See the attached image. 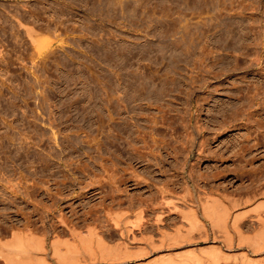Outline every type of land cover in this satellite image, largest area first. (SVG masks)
Segmentation results:
<instances>
[{
  "label": "rangeland",
  "instance_id": "374dc122",
  "mask_svg": "<svg viewBox=\"0 0 264 264\" xmlns=\"http://www.w3.org/2000/svg\"><path fill=\"white\" fill-rule=\"evenodd\" d=\"M96 1L0 0V229L33 222L40 230L32 236L44 243L31 255L49 264L57 263L53 237L77 244V235L66 230L40 233L60 231V216L69 226L84 219L96 227L104 223L99 236L112 245L125 238L102 209L114 200L115 206L118 196L126 206L129 200L151 203L156 185L176 181L178 197L185 186L238 193L264 183V0H232V8L227 1L226 10L217 0L213 6L210 0H124L126 7ZM20 14L45 46L39 53L38 45L20 39L29 40L15 25ZM209 16L210 26H202ZM184 19L200 30L191 37L189 27L180 43ZM256 41L260 54L252 47ZM191 143H202L200 154ZM122 169L135 174L125 185L115 182ZM249 208L243 221L254 227ZM198 209L197 219L207 222ZM143 220L149 225L153 215L146 211ZM250 230L245 234H254ZM10 236L0 235V246ZM134 236H151L157 244L162 238ZM189 236L190 248L209 246L213 237ZM139 239L130 249L143 245Z\"/></svg>",
  "mask_w": 264,
  "mask_h": 264
},
{
  "label": "bare ground",
  "instance_id": "6f19581e",
  "mask_svg": "<svg viewBox=\"0 0 264 264\" xmlns=\"http://www.w3.org/2000/svg\"><path fill=\"white\" fill-rule=\"evenodd\" d=\"M110 1H112V0H110ZM129 1H131V0H129ZM213 1H211L210 3L208 1L207 2L211 6H213V4H215L219 1L218 5H220V2H221L222 7L225 9L226 8L225 2L227 4V1H228L229 6L231 8L233 7L232 0H223V1L217 0V1H215V3ZM242 1H240V4L242 3ZM99 2L100 1L98 0V2L96 1L95 3H97V5H98ZM104 2H102V3H104ZM107 2L104 3V5L107 4ZM121 2H124V0H118V2L116 0L115 1L113 0V4L112 5L110 3L109 4L112 7L114 5L125 6V5H122L124 3H126V5H127V0L124 3H121ZM203 2H204V0H203ZM102 3H100V4H102ZM182 3H184V2H182ZM197 4L198 3H196V5ZM242 4L244 7L241 6ZM242 4L239 5V7L241 6L240 8L241 9L243 8L242 10L246 9L245 7H246V5L248 6V4H246V5H244V3H242ZM185 5H188L187 2L185 3ZM199 5H200V3H199ZM251 5L252 4H250V7L255 9V7H253L254 5L253 6H251ZM191 6H193V5H191ZM191 6H190V8H191ZM100 7L102 8V6H100ZM235 7H237V5ZM124 8H122V9H124ZM203 8L208 9V4L205 3ZM102 9H104V7ZM102 9H99V10L101 11ZM193 9H195V8L193 7ZM216 9H218V7ZM116 10H121V9H120V7H118ZM184 10L186 12V9H184ZM253 10H251V11H253ZM122 12H124V11H122ZM219 13H221V12L219 11ZM183 14L186 15V13H184V12H183ZM190 14H191V12H190ZM238 14H240V13H238ZM227 15H229V14H227ZM253 15L254 14H252V16ZM19 16H21V14L18 15L17 17L14 16V18H13V19H15V25L22 29L23 34H25L27 36L26 39H29V40H25L24 37L20 38L21 35L17 36L18 39L19 38L21 40L24 39V41H29L31 43H35L36 45H38V47H37L36 45L34 46V44H31V45H33L32 48L35 47L34 49H36V47H37V50H36L37 52H35V53H39V51L44 49L45 46L41 48V46H43V45L40 46V44H38V42H37V40H38L37 36L38 35L34 31L35 29H33L32 26H29L30 23H29V25L28 24L26 25V23L25 24L22 23L21 20H19L21 17L18 18ZM210 17L211 16H209V18L207 19V22H205V23H204V21L202 22V26H210V24H209L211 21ZM249 17H250V12H249ZM179 18H181V17H179ZM179 18H178V21H180ZM189 20L190 19H186V20L184 19L183 22L177 23V25L179 23L182 25V27H180L181 28L180 30H182V34L180 33V40H178L179 42L185 41L184 35H186L185 33L189 32L187 30H189L190 29L189 27L192 26L190 24ZM252 21L254 22L253 19H252ZM171 22L173 23L174 21H171ZM182 23H184V24H182ZM180 24L178 26H180ZM240 24H241V22H240ZM31 25H33V24H31ZM252 25H253V23H252ZM18 27H16V29ZM249 27L251 29V26H248V28ZM13 28H14V26H13ZM19 28H18V30H19ZM254 28H252V29H254ZM195 29H197V30H195ZM190 30L192 31V29H190ZM199 30H200V28L198 29V25H196V23H195V25L193 27V35L191 34L192 36L191 35L190 36L193 37L195 33L196 34L199 33ZM172 31L173 32H171L170 34L174 35L175 30H172ZM251 31L254 32V30H251ZM15 33L16 32H14L13 35ZM17 33H19V32H17ZM35 33H36V35H35ZM21 34H22V32H21ZM196 34H195V36H196ZM249 34H251V32ZM25 35H22V36H25ZM244 36L247 37V33ZM186 37H188V36H186ZM42 38H44V37H42ZM44 39H42V40L44 41ZM190 40L189 41L191 43L193 41H195L194 38H192V39L190 38ZM252 41H254V40H252ZM39 43H42V42H39ZM252 44H253L252 47L253 48L255 47V49H257L256 45L259 46L260 50L258 49V53L260 54L263 50L262 42L261 43L257 42V43H252ZM187 45H188V43H187ZM192 46H194V45H192ZM39 48L41 50H39ZM185 48H187V46ZM188 49H189V46H188ZM2 53L3 52H1V54ZM256 86H258V85H256ZM109 99H110V97H109ZM248 105H249V103H248ZM116 114H118V113H116ZM109 118L111 119L112 117L109 116ZM105 121H107V120H105ZM149 123H150V121H149ZM100 124H102V123H100ZM142 141H144V140H142ZM189 142H190V140H189ZM21 145H23V144H21ZM142 145H144V143ZM243 146H245V145H243ZM201 147H202V143L197 144V146L196 145L193 146V144L191 143L189 146L190 150L191 149L195 150V152L199 153V154H200ZM20 148H22V147H20ZM133 149H135V148H133ZM250 149L251 148H249V149L245 148V149H243V151L250 152L251 151ZM182 150H183V148H182ZM137 155H141V154H137ZM137 155H136V157H137ZM141 157H142V155L139 158H141ZM252 157L254 158V156H252ZM137 159L134 161H137ZM141 160H142V158H141ZM110 162L112 163V161H110ZM130 162H131V160H130ZM103 166H101V167H103ZM43 167H44V165H43ZM126 170L127 169H125V171H124V169H122V174L119 173L120 174L119 177L118 178L116 177L117 179L115 182H118L119 185L120 184L125 185L126 182L128 180H131L132 176L135 175V174L132 175V172L131 173L129 172L127 174ZM128 171H129V169H128ZM64 174H62V175H64ZM125 174H127V176H128L127 178L125 177ZM138 176H140V175H138ZM66 178H68V177H66ZM111 178H113V177H111ZM139 181H142V183H143V181H145V179L142 178V180H139ZM139 181L137 183H135L136 186L139 184ZM172 184L174 186H171V187L170 186L168 187L166 185L165 186L164 185H160V186L156 185L155 190H154L155 194L151 193L152 195L150 196V199L152 201L151 203L147 204V203L140 200L138 204L135 203L138 206H136V208H134L135 204H133L132 201L128 199L129 200V201L127 200L128 204L126 206H123L124 203L121 201L120 197L118 196V199H117V202L115 203V206L113 203L115 200L114 201L110 200L112 203V204H110V207L107 208L109 206L108 205L107 207L105 206L107 209L106 208L102 209V210L105 209V211H103V215H105L108 218V220L111 222L112 229L115 230L117 235H121V236L124 235L125 241H123L122 243L110 245L106 242L107 240L105 241L102 237L99 236V235H104L103 231L99 232L100 229L103 227V224H104V223L101 224L102 222L101 223L99 222L98 224H96V225H99L98 227H96V226H94V224L92 226V224L90 222L88 223V221L85 222V219H84V221H82L80 224L76 223L77 224L76 225L72 222L73 225L69 226L67 224L68 222L66 223V221H64L61 216L58 217L57 221L60 224L59 227H60L61 232L59 230L58 231L55 230V227H49V228L46 227V228L41 229L40 233L43 235H60V233H62L63 230H66V232H68L69 235H73V236L77 235V244L67 243L64 241L62 243L61 241L59 242V240L57 239V236L53 237L50 240V246H51L50 253H51V255H53L55 257V260L57 261L56 264H264V183H262V184L257 183L258 185L255 184V185L249 187L248 189H246L244 192H238V193H225V192H221L218 188L212 189V187L208 188L207 190L204 189V191H202L203 189L202 190L200 189L199 191L196 190L194 192V191H192V189L189 188V186H185V195L179 196V197L177 196V193L175 192L176 186L178 184L177 181L172 182ZM186 185H188V184H186ZM115 191H118V190H114V192ZM146 200H149V199H146ZM179 205L183 206V207H180ZM143 206L147 210H144ZM196 206L199 207L201 215L203 216L202 218H204L209 223V224H207V222H205L207 225L210 226L209 229H208L209 226L206 227L205 223H203V222H201V220L199 221L197 219L196 212H195ZM249 207H251V208H249ZM112 208H114V209H112ZM247 208H249L250 211L255 214L252 216V218H250V219H253V220H250L252 222V224L256 225L254 227L253 226H251V227L245 226L246 224L243 221V219L246 217V214L250 213V212L249 213L246 212L248 210ZM243 209H247V210L244 211ZM144 211L145 212L147 211L153 215L152 223L149 225H148V221L146 222L143 220V213H145ZM165 212H168L169 214L168 215L164 214ZM131 217H133V218L131 219ZM41 221L43 222V220H41ZM106 221H107V219H106ZM181 221L184 222L186 225L182 226ZM9 223H10V221H9ZM26 223L27 222L25 221V224H23V226L19 225V226H22V228H20V227L18 228L17 226L15 227L14 223H13V225H8L5 228V230L2 228L0 229V235H11L9 242H6V243L2 242L3 244L1 246L5 247L6 248L5 250H7V251H3V249L0 248V257L2 259H4L5 264H49L48 262H46V260H44V256L43 257L41 255L35 256L34 254H33L34 256L31 255L32 254L31 251H34V249H35V251H36V249L42 250L44 242H43L42 238H37V237L35 238V236H32V235H37L35 233H37L40 229H37L38 228L37 226L31 227L34 224L33 222H32V225H29L28 223L27 224ZM110 226H108V227H110ZM81 229H84V232H81L80 231ZM171 229H172V232H169ZM250 229H252L254 234H252V235L245 234L246 230L249 231ZM80 235H84V236H80ZM107 235H112V234H107ZM134 235H145V236L146 235H161L160 237H162V238H160V240L157 241V242H159L158 244L156 242H155L156 243L155 244L153 242L154 239L152 240L151 236H148V238L144 237L145 239L143 240L141 238V236H140L141 239H139V238H136ZM189 235H204L203 239H205L207 235L208 236L213 235V237L210 236L211 240H210L209 246L190 248L192 246V242H191V238ZM216 235H220V237L216 236ZM75 239H76V237H75ZM137 239H139L140 241L143 240L142 241L143 245L139 246V248L137 247L135 250L130 249L128 244L129 243H132V244L136 243ZM219 239H220V241H219ZM183 243H184V245L186 244L185 247H187L185 250H181L182 248H184V245H182ZM60 245H62L64 250L58 249V247ZM31 248L33 250H30ZM177 249H178V251H176ZM233 251H238V253L234 252V253H236V254H234V253H232ZM250 256H252V257H250Z\"/></svg>",
  "mask_w": 264,
  "mask_h": 264
}]
</instances>
